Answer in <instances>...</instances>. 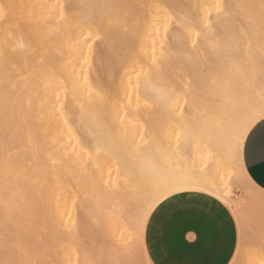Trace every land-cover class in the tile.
I'll use <instances>...</instances> for the list:
<instances>
[{
    "label": "bare ground",
    "instance_id": "6f19581e",
    "mask_svg": "<svg viewBox=\"0 0 264 264\" xmlns=\"http://www.w3.org/2000/svg\"><path fill=\"white\" fill-rule=\"evenodd\" d=\"M57 2L64 3L67 6L68 16L77 19L92 12L99 13V9L88 7L89 5L112 2L124 5L122 14H126L128 31L127 33L113 32L108 35L104 42H97L94 45L95 56L91 68H88L87 65L82 66L81 63L75 61L69 63L67 55L63 59L60 57L61 49L67 52L64 42L67 37H57L53 30L54 25L46 24L43 19L47 15L46 9L40 7L42 4H56ZM158 2L159 0H0V4L14 6L11 9L12 14L9 23L0 22V49L4 47L6 34L10 35V30L15 32V36L10 41L14 45H18L20 41H23L25 45L29 43L40 44L41 41H46L45 44H41L40 52L45 60V69L56 73L57 79L62 77L66 81L68 99L65 101V92L60 89V100L68 103L69 109H75L77 114L79 109L77 102L73 99L74 94L79 96L82 92L83 96L86 97L89 85H91L94 94L99 91L104 97L102 101H97V106L93 110L94 118L81 123L77 115L70 121L68 127H72L73 132L69 133L68 127L64 125L63 118L60 116L59 104L56 101L54 91L51 89L45 91L41 82L38 90H34L33 85V88L28 89V94L24 92L29 95V98L26 97L27 99L24 100L28 101L29 99L28 105L25 103L26 109L23 108L24 126L22 123V126L17 124L18 131L17 137L14 136V145L9 150H0V194L3 195L5 188L4 161L9 159L12 169L19 173V179L14 175L8 183V186L12 188L7 191V193L9 192L11 210L8 211V215L4 219H0V230L2 231L0 232V262L10 261L14 258L18 260L17 245L21 241L38 250L41 258L51 262V264H64L73 246L81 249L82 259L84 254H87L99 260L94 254L97 252L94 250L96 248L94 241L98 237L95 239L92 236L95 226L91 210L94 207L93 186L99 184L101 168L103 169L104 181L109 180L108 171L111 168L110 179L114 186L119 185L120 187H114L113 192L104 197L107 206L106 216L111 217V226L106 232L100 230L101 245L98 244L99 242L97 244L103 248L102 251H105L103 254L106 255V260L103 258L105 264H116L119 260L132 259L130 255H125L116 241L121 238V231L124 230V221L121 219V215L128 216L130 205L140 195L138 191L134 190L139 182L134 181L133 186L129 188L125 184V177L117 175L113 154H119L123 145L118 137L112 138L109 129L119 109L121 98L124 97L123 85L127 83L124 66L131 67L135 61L142 58L145 48L148 54H151L152 38L146 35L151 23V16L146 17L149 10L141 8L140 5H154ZM166 2H172V0H166ZM223 2L233 5L247 3L258 6L260 0H223ZM175 3L196 5L215 3V0H175ZM234 11L237 10L234 9ZM204 14L202 10L200 15L203 16ZM247 17L258 20L259 8L239 10V21L226 20L224 25L217 23V37L223 42L229 43L231 41L229 32L234 33L235 29L240 27L241 21L246 26ZM213 19H215V12H213ZM190 20L198 26L202 24L201 19L194 15L190 17ZM170 35L173 41L180 39V33H171ZM192 36L195 38L194 32ZM156 40L157 55H159L160 42L164 40L162 29ZM164 42L167 49L169 41ZM253 49L256 50L255 39L253 40ZM23 55L24 53L19 51L15 56L10 55V64L13 62L17 64L16 68L11 67L13 75L22 67ZM31 63L32 61L29 60V67H31ZM148 63L146 61L144 66L145 73L149 72ZM135 66L139 70L140 64L137 63ZM230 67V62L221 61L214 56L209 57L203 49L197 56L196 52L191 49L189 42L188 47L179 55L172 52L170 61L165 62L162 72L153 70L151 74L141 77V91L151 92L161 83V77L165 81L174 80L181 86L187 85L189 82L199 83L201 86L199 88L193 87L187 97L188 114L190 116L199 114L202 117L200 125L193 129V136L199 138L203 134L206 137L208 131L213 129V147H216L218 140L226 150V138L218 137L219 129H214V125L226 123L232 116L238 115V102L234 103L229 97L228 91L214 81L218 77L222 79L223 75L230 71ZM84 71L88 73L87 83L84 81ZM133 84H135V77H133ZM183 101L182 96L181 104ZM124 103H127L126 99H124ZM19 105L21 106V104H18V108ZM53 105H55V109ZM141 106H143V99H141ZM132 107L135 108L134 97ZM119 110L120 115H123V110ZM141 116L146 117L147 110L141 112ZM177 118H179V109H177ZM152 119L157 124L162 123L166 131L178 130L176 125L163 113L154 114ZM205 120L207 127H204ZM18 125L21 126L19 129ZM70 136L87 140L94 156L95 145L99 142L103 150L97 160L90 163L88 152L80 153L76 139L70 141ZM105 142H107V147H104ZM168 143V138L165 136L161 150L155 153L164 178H168V174L173 170L192 168V158L194 157L197 174L192 177V180L194 184L199 182L209 189L204 193L218 198L229 209L238 212L240 215L243 212L244 214L250 212L264 218V197L261 195V188L248 177L245 169L243 175L233 176L231 179L226 174L229 170L223 167L217 168L213 165L210 169L201 171L200 153L196 148L195 139L190 149L179 152L170 159H165L161 155V151L167 150ZM172 143L174 145L175 141L173 140ZM200 147L203 148L202 143ZM73 148L76 149L77 153H80L79 156L72 154ZM65 152L72 154L71 162L68 161ZM52 159L63 161L62 165L56 166L57 171L55 172L51 171ZM242 167L244 168L243 163ZM129 168H136L134 161L129 160ZM245 177L250 183L245 182ZM238 181L245 183L249 191L243 193L240 201H232L222 192L230 185L239 184ZM73 188L81 194L80 200H83V204L78 200V210L73 213L77 219V227L69 236V240L72 241V244H69L64 237L61 241L55 240L54 235L58 230V212L64 209V200ZM6 194H4L5 197ZM57 198H60L59 210L57 209ZM242 201L249 204L243 205L244 207L249 206L246 210L240 205ZM68 207L71 209L70 199L68 200ZM65 221H67V217H65ZM127 237L128 233L124 231L123 239L126 240ZM248 250L242 258V264H259L260 260L264 258L261 256V249L253 250L252 248L251 250L249 247ZM145 256L148 259L146 252Z\"/></svg>",
    "mask_w": 264,
    "mask_h": 264
},
{
    "label": "snow or ice",
    "instance_id": "6c2138e0",
    "mask_svg": "<svg viewBox=\"0 0 264 264\" xmlns=\"http://www.w3.org/2000/svg\"><path fill=\"white\" fill-rule=\"evenodd\" d=\"M13 5L0 4V22L9 23L11 17V9ZM43 9H46L47 15L43 17L46 24L54 25V32L57 37H67L65 42L67 52L60 50V57L63 59L65 55L69 58V63L75 61L81 65L92 67L93 57L95 56L94 45L97 42H104L109 34L113 32L128 31V22L126 14H122L124 5L116 2L104 3L97 5H89L88 7L99 9V13L92 12L77 19L69 17L66 11L67 6L64 3L57 2L56 4H42ZM141 8L148 9L146 13L151 16V23L148 26L146 35L152 38L151 54H148L145 48L143 57L133 63L131 67L124 66V75L127 76V83L124 87V97L121 98L119 109L123 110V115H120V110L113 119L110 126V134L113 139L119 138L123 147L119 154L114 155L117 175L125 177V184L131 188L133 182L137 181L136 188L140 195L136 197L133 204L130 205L128 216L121 215L124 221V230L121 231V238L116 241L120 249L125 255H130L132 259L119 260L116 264H151V261L146 258V249L143 246V237L146 231L147 224L152 215L169 199L189 192H207L208 188L202 186L199 182L194 184L192 177L197 173L195 170V158L193 157V167L173 170L168 174V178H164L160 165L157 160L156 151L161 150L163 138L167 136V150L161 151V155L165 159H170L177 153L182 152L192 147L193 140L200 153V161L202 164L201 171L210 169L213 165L217 168H226L229 179L233 176L243 175L244 168L242 167L245 140L251 139L249 133L257 124V121L264 125V0H260L259 5L239 3L229 4L223 0H215V3L207 4H183L166 2L159 0L156 4L140 5ZM259 8L258 20L252 17H247V25L241 21L240 27L235 29L234 33L229 32L231 41L225 43L216 35V24L224 25L226 20L239 21V10ZM195 9V12H193ZM237 10V11H234ZM205 13L200 15L201 11ZM215 12V19H213ZM196 16L201 19L202 24L196 25L191 22L190 17ZM161 29L164 33V40L160 42V53L157 55V40L160 36ZM195 33L193 38L192 33ZM171 33H180V39L173 41ZM15 32L10 30V35L6 34L4 47L0 49V57L6 64V72L4 76L3 86V106H4V122L7 126L10 119L9 105L11 96L23 86L24 90L33 88L38 90L41 82L45 91L51 89L56 93V101L59 104L60 116L63 118L64 125L68 127L70 121L78 115L81 123H85L88 119L95 117L94 108L97 106V101H102L104 97L99 91L95 94L92 91L91 85L87 96H77L74 94L73 99L77 102L79 109L78 114L75 109L70 110L66 102L60 100L59 91L63 89L65 92V101H67V91L65 87L66 81L61 77L57 79V74L53 71H46L44 57L40 55L41 44L46 41H41L40 44L29 43L25 45L20 41L18 45L11 44L12 37ZM256 41V50L253 49V40ZM169 41L168 48L165 47V42ZM199 56L203 49L209 57H216L221 61L230 62V71L223 75V78H217L214 83L224 87L229 94V97L237 103L239 114L232 116L226 123H217L214 129H219L218 137L226 138V150L217 140L216 147H213V129L208 131L207 136L203 134L196 138L193 136V129L200 125L202 117L198 114L190 116L187 112L188 99L190 91L193 87L199 88V83L189 82L187 85L181 86L174 80H163L151 92H142L141 84L142 76L151 74L153 70L162 72L165 62L170 61L172 52L180 54L188 45ZM19 52L24 53L22 56L23 65L20 70L14 75H10L7 71L9 57L15 56ZM191 54L189 53V56ZM29 60L32 61L29 67ZM146 61L149 63L147 67L148 73H145L144 66ZM140 64L139 70L135 66ZM12 68H16V63H11ZM84 81H88L87 71L83 72ZM135 77V84H133ZM184 101L181 104V97ZM133 97L135 98V108L133 109ZM124 99L127 103H124ZM143 99V106H141ZM55 109V105H53ZM177 109H179V118H177ZM147 110V116H141V112ZM156 113H163L169 120L173 122L178 130L173 129L166 131L165 126L157 124L153 119ZM190 116V118H189ZM204 127H207L205 120ZM68 132L72 133L73 128L68 127ZM76 139L77 145L80 147V153L88 152V160L94 163L101 153L102 146L99 142L95 145V156L91 145L87 140L79 137ZM175 141L174 145L172 141ZM201 143L203 148L200 147ZM71 146V145H69ZM104 147H107L105 142ZM80 153L73 148V153L77 156ZM72 154L65 152L68 161L71 162ZM129 160L136 164L135 169L129 168ZM51 171H57L56 166L63 164L60 159L51 160ZM99 167V165H97ZM5 168V190L12 176L19 179V173L12 169L9 159L4 161ZM112 170L109 168V180L104 181L103 169L101 168V176L99 184L93 186L94 207L91 210L93 224L101 231H107L111 226V217L106 216V204L104 197L113 192L114 187L119 188V185H113L111 181ZM245 182L250 183L245 177ZM262 197H264V188L260 189ZM81 194L75 191L68 193L64 200V209L58 212L59 224L58 230L54 235V239L61 241L63 237L69 236L73 229L77 227V219L73 216L77 212L78 200ZM59 199L57 198V209L59 210ZM71 200V209L68 207V200ZM10 210L8 201H5V211ZM67 217V222L65 221ZM63 229V231H59ZM124 231H127L128 237L123 239ZM19 251V259L3 261L0 264H51L41 258L38 250L31 248L25 242L21 241L17 245ZM239 253V249H237ZM261 256L264 257V247L261 248ZM75 257V258H73ZM81 249L73 246L68 254L64 264H105L104 261H99L93 256L84 254L83 259ZM232 264H238L236 258ZM259 264H264L262 258Z\"/></svg>",
    "mask_w": 264,
    "mask_h": 264
},
{
    "label": "crops",
    "instance_id": "0c3cea01",
    "mask_svg": "<svg viewBox=\"0 0 264 264\" xmlns=\"http://www.w3.org/2000/svg\"><path fill=\"white\" fill-rule=\"evenodd\" d=\"M245 140L243 166L264 188V125L259 121ZM238 241L235 218L218 198L204 192L177 195L149 220L144 247L152 264H228Z\"/></svg>",
    "mask_w": 264,
    "mask_h": 264
},
{
    "label": "rangeland",
    "instance_id": "374dc122",
    "mask_svg": "<svg viewBox=\"0 0 264 264\" xmlns=\"http://www.w3.org/2000/svg\"><path fill=\"white\" fill-rule=\"evenodd\" d=\"M10 65L11 64L9 62L8 66H7V71L10 75H13L11 73L12 70H11ZM5 72H6L5 61L2 57H0V150H4V149L9 150V148H11L14 145V141H15L14 136L16 135V137H17V131H18L17 130V124L22 126L23 122H25V115L22 116L23 111H24L23 108L26 109L25 103L28 105V102H29V99H28V101H24L27 98H29L28 97L29 95H26V94H28L27 93L28 90L23 91V86H21V89L16 91L15 94L11 96V103L9 105L10 119L8 121L7 126H5L4 106H3V91H4L3 81H4ZM24 92H26V94ZM23 93L25 94V96ZM23 101H24V103H23ZM17 103L21 104V106L19 105V108H18ZM19 125H18V129L21 127ZM23 126H24V124H23ZM238 182H239V184H237L238 186L237 185H230L226 189L223 190L222 194L224 196H228L230 198V200H232V201H240L243 193L245 191H249V188H247V185L245 183H243L242 181H238ZM10 189H12V188H10V186H7V191H9ZM7 191L4 188L3 195L0 194V219H4L8 215V211L7 212L5 211V201H8V203L10 205V201H9L10 198H9V194H8L9 192L7 193ZM4 194H6L7 196L5 197ZM6 198H7V200H6ZM246 204H248V202L242 201L240 203L242 208H244L245 210L247 209V207H249V206L244 207ZM10 210H11V206H10ZM230 211L232 212V214L235 218L236 224H237L238 241H237L236 250L234 252V256L230 259L228 264H232L234 258H236V260L238 261V264H242V258L245 255V253L247 252L249 247H251V250H252V248H253V250H256V249L259 250L262 247H264V218H262L260 215L258 216V214H255V213L249 212L248 214H244V212H243V213H241V215H244L245 216L244 217V216H241L238 212H233V210H231V209H230ZM48 229H49V226H48ZM74 230L75 229H73L72 233L74 232ZM59 231H63V229H59ZM0 232H2V231L0 230ZM93 234H92V236L95 237V239H97L96 237H98V239L94 241L95 242L94 246H96V248H94V250H95V252H96V250H97V252H99V253L96 252L94 254H95L96 258L97 257L99 258V260H102L103 258L106 260V255H103V254H105V251H102L103 248H100V246H99V245H101L100 244V242H101L100 241L101 231L95 227ZM69 236L64 237L65 241L69 244H72V241L69 240L70 239ZM97 246H99V247H97ZM237 249H239V253L237 252ZM101 251H102V253H101ZM248 251H250V250H248ZM104 259L102 261L105 262ZM107 262H109V261H107Z\"/></svg>",
    "mask_w": 264,
    "mask_h": 264
}]
</instances>
